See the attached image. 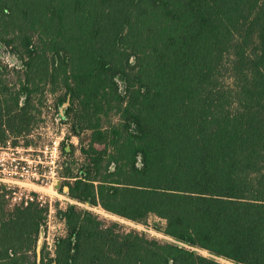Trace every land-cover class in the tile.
I'll return each instance as SVG.
<instances>
[{
  "label": "trees",
  "instance_id": "1",
  "mask_svg": "<svg viewBox=\"0 0 264 264\" xmlns=\"http://www.w3.org/2000/svg\"><path fill=\"white\" fill-rule=\"evenodd\" d=\"M0 45V143L61 88L68 196L183 244L69 204L37 256L48 206L0 187V264H264V0H0Z\"/></svg>",
  "mask_w": 264,
  "mask_h": 264
},
{
  "label": "rangeland",
  "instance_id": "2",
  "mask_svg": "<svg viewBox=\"0 0 264 264\" xmlns=\"http://www.w3.org/2000/svg\"><path fill=\"white\" fill-rule=\"evenodd\" d=\"M0 60L10 70L8 78L11 83L18 87L19 81L16 79V73L12 68L19 66V60L3 45H0ZM61 93V88H56L52 91L51 85L46 84L44 86L42 92H39L34 99L36 110L34 111V121L29 133H8L7 139H9L13 146L8 144L10 147L5 150L7 153L4 154L7 158L14 156L26 158L28 163L26 165L27 175L30 177L35 175L44 180L39 185L30 180H26V183H18V185L16 182L10 181L11 188L17 191V196L27 192H36L42 195L45 201L49 203L46 222L40 230L39 240L37 242V256H39L40 248L44 242L50 252L53 253L55 239L65 234V221L61 218L58 211L65 209L69 204H77L80 207L88 208L108 221L117 222L126 229L135 228L143 232L146 236L182 244L163 233L162 230L165 226V221L155 215L149 216L145 223H138L109 213L100 206H90L88 203L77 202L68 196L66 186L62 184L64 178L60 176V173L63 171L61 167L64 166V161H67L74 167L78 166L81 160H83L84 154L80 151V143L81 146L87 143V134L86 132L81 133L82 141L75 135H68V124L60 119L59 113H57L53 106L55 98ZM60 141L63 144L60 145ZM0 144L3 147L7 146V143L1 142ZM69 144L75 146L72 154L64 153L61 149L62 145H64V148H70L68 147ZM53 145H57L56 152L51 151ZM36 160H41V163H38ZM35 164L39 165L42 175L34 173ZM8 167L10 168V165ZM10 179L15 180L13 178ZM194 249L204 255H211L206 250ZM218 259L224 263L232 264L223 258Z\"/></svg>",
  "mask_w": 264,
  "mask_h": 264
},
{
  "label": "built area",
  "instance_id": "3",
  "mask_svg": "<svg viewBox=\"0 0 264 264\" xmlns=\"http://www.w3.org/2000/svg\"><path fill=\"white\" fill-rule=\"evenodd\" d=\"M7 143V146L3 147L0 144V187L3 188L7 193L6 197L9 198L11 204H19L24 203L27 204L29 201H33L34 199L38 201L40 204H46L48 206V202L45 201L44 197L40 194H37L36 192H27L24 194H21L17 196V191L11 188L10 181L18 183H26V180H30L35 184H41V182H44V180L36 177L35 175H32L33 177H30L27 175V167L28 165L26 158L24 157H6L4 154L7 152L8 144H13L9 141V139L6 140L5 144ZM57 150V145H53L51 148V151ZM38 156V155H37ZM38 163H41V160H36ZM10 165V168L8 167ZM35 174L42 175L39 169V165L35 164L34 166ZM8 174H10L8 176ZM10 178H13L15 180H12Z\"/></svg>",
  "mask_w": 264,
  "mask_h": 264
},
{
  "label": "water",
  "instance_id": "4",
  "mask_svg": "<svg viewBox=\"0 0 264 264\" xmlns=\"http://www.w3.org/2000/svg\"><path fill=\"white\" fill-rule=\"evenodd\" d=\"M66 189H67V187H66Z\"/></svg>",
  "mask_w": 264,
  "mask_h": 264
}]
</instances>
